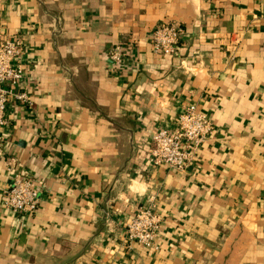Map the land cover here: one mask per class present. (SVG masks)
Instances as JSON below:
<instances>
[{
  "label": "crops",
  "instance_id": "1",
  "mask_svg": "<svg viewBox=\"0 0 264 264\" xmlns=\"http://www.w3.org/2000/svg\"><path fill=\"white\" fill-rule=\"evenodd\" d=\"M166 21L184 34L153 54ZM6 37L29 103L5 112L0 264H264V0H0ZM189 104L210 138L186 172L154 166L152 134ZM13 173L40 185L32 215L2 205ZM149 197L157 250L125 238Z\"/></svg>",
  "mask_w": 264,
  "mask_h": 264
},
{
  "label": "built area",
  "instance_id": "2",
  "mask_svg": "<svg viewBox=\"0 0 264 264\" xmlns=\"http://www.w3.org/2000/svg\"><path fill=\"white\" fill-rule=\"evenodd\" d=\"M184 34V28L172 21L157 24L150 33V45L153 54L172 55ZM23 45L19 38H0V159H3L10 172L14 161L6 158L4 152L3 130L6 126L5 112L10 100L28 102L24 92L15 90L22 79L20 59ZM119 46L109 51L108 57L116 62L122 56ZM213 132L211 118L200 112L195 105H186L177 115L170 128L155 131L151 136L153 147L150 150L154 166L186 172L199 150ZM40 185L30 177L13 173L10 184L3 190V207L10 212L32 215L40 202ZM164 222L163 216L156 210L153 197L137 207L135 213L125 225V238L128 244H140L147 249H158V235Z\"/></svg>",
  "mask_w": 264,
  "mask_h": 264
}]
</instances>
